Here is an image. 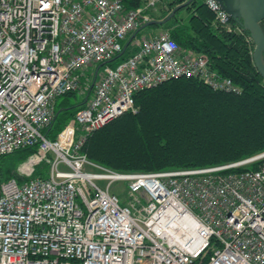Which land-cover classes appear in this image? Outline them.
<instances>
[{
  "label": "built area",
  "instance_id": "built-area-1",
  "mask_svg": "<svg viewBox=\"0 0 264 264\" xmlns=\"http://www.w3.org/2000/svg\"><path fill=\"white\" fill-rule=\"evenodd\" d=\"M158 3L126 10L123 0H0V156L38 146L18 166L20 179L0 182V264H264V160L233 170L264 151L219 165L120 172L83 150L96 130L139 111L138 91L164 81L194 78L241 93L171 29L136 35L126 58L109 64L155 19ZM205 3L220 30L253 45L217 0ZM88 91L51 140L44 129L57 98ZM41 163L46 175L35 174Z\"/></svg>",
  "mask_w": 264,
  "mask_h": 264
},
{
  "label": "trees",
  "instance_id": "trees-1",
  "mask_svg": "<svg viewBox=\"0 0 264 264\" xmlns=\"http://www.w3.org/2000/svg\"><path fill=\"white\" fill-rule=\"evenodd\" d=\"M123 1L129 10L146 0ZM185 1L161 0L159 11L153 12L155 19L170 15L165 14V6L173 10ZM183 11L187 16L179 18ZM179 14L146 27L173 29L171 36L181 46L207 54L212 67L231 78L241 93L216 91L194 78L171 79L142 89L135 95L138 112L127 111L89 136L83 150L93 161L120 172L157 171L225 164L264 151V79L251 46L242 35L220 30L204 0H194ZM127 54L128 49L120 52L109 64L117 65ZM90 95V91L84 96L69 92L57 98L55 118L44 133L55 140ZM37 150L38 146H29L0 156V182L20 179L19 163ZM12 154H20L19 162L6 160ZM46 165L40 164L35 174L46 175Z\"/></svg>",
  "mask_w": 264,
  "mask_h": 264
},
{
  "label": "water",
  "instance_id": "water-1",
  "mask_svg": "<svg viewBox=\"0 0 264 264\" xmlns=\"http://www.w3.org/2000/svg\"><path fill=\"white\" fill-rule=\"evenodd\" d=\"M194 0H186L177 5L170 15L163 20L154 19L141 28L153 24H160L168 21L172 17H176L183 8L190 5ZM223 9L240 24L246 31H248L254 41L255 47L253 50L254 63L264 79V28L262 22L264 21V0H217ZM141 29L136 30L129 41L125 45V50L130 44L132 38L138 34Z\"/></svg>",
  "mask_w": 264,
  "mask_h": 264
},
{
  "label": "rangeland",
  "instance_id": "rangeland-1",
  "mask_svg": "<svg viewBox=\"0 0 264 264\" xmlns=\"http://www.w3.org/2000/svg\"><path fill=\"white\" fill-rule=\"evenodd\" d=\"M160 1L161 0H159V3H160ZM159 3H158V6H157V10L159 11ZM165 9H166V15H168V13L170 12V8L168 7V6H165ZM165 29H171V28H165ZM162 30H164V29H162ZM161 30V31H162ZM171 30H173V29H171ZM157 33H159V32H157ZM156 33V34H157ZM247 44L249 45V42L247 41ZM193 51H195L196 53H204V52H199V51H196L195 49H192ZM205 54V53H204ZM81 95H86V94H81ZM19 155L20 154H12L11 156H9V157H7L6 158V160H11V162H13V163H17V162H19ZM22 163V162H21ZM21 163H19V165L21 164ZM42 164V163H41ZM18 165V166H19ZM39 166V165H38ZM47 168H48V165H46V167H45V169L47 170ZM113 189L115 190V191H117V192H119L120 193V195L123 197V199H125V198H127L128 197V190H127V187H126V184L125 183H123V182H116V183H114V185H113Z\"/></svg>",
  "mask_w": 264,
  "mask_h": 264
},
{
  "label": "bare ground",
  "instance_id": "bare-ground-1",
  "mask_svg": "<svg viewBox=\"0 0 264 264\" xmlns=\"http://www.w3.org/2000/svg\"><path fill=\"white\" fill-rule=\"evenodd\" d=\"M125 113V112H124ZM122 115V114H121ZM51 140H53V139H51ZM263 152V151H262ZM260 153V152H259ZM257 154V153H256ZM255 155V154H254ZM253 156V155H252ZM250 157V156H249ZM247 158V157H246ZM245 159V158H244ZM242 160V159H241ZM264 159H261V160H259V161H257V162H254V163H258V164H260L262 161H263ZM237 161H239V160H237ZM232 162H235V161H232ZM229 163V162H228ZM249 164H252V163H249ZM249 164H246V165H239V166H237L236 168H234L233 170L234 171H247V170H249V169H246V170H236L237 168H240V167H245V166H247V165H249ZM258 167H259V165H258ZM257 167V168H258ZM256 168V169H257ZM174 169H178V168H174ZM252 170H255V169H252ZM187 222H189L188 220H186ZM172 231H173V234L175 235V236H177L182 242H184V240H185V237L181 234V230H174V229H172ZM187 233H188V235H192L193 234V232H192V230H187L186 231ZM175 239H177V238H175Z\"/></svg>",
  "mask_w": 264,
  "mask_h": 264
},
{
  "label": "crops",
  "instance_id": "crops-1",
  "mask_svg": "<svg viewBox=\"0 0 264 264\" xmlns=\"http://www.w3.org/2000/svg\"><path fill=\"white\" fill-rule=\"evenodd\" d=\"M186 16H187V13L185 11H183L181 14L178 15L179 18L186 17ZM158 19H161V18H158ZM162 29H165V27L164 26L146 27L145 29L141 31V33L146 34V35H154L157 32H161Z\"/></svg>",
  "mask_w": 264,
  "mask_h": 264
}]
</instances>
